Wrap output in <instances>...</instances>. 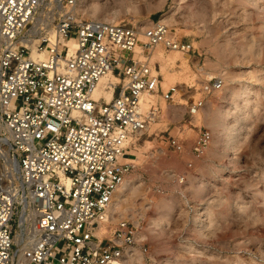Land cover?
Here are the masks:
<instances>
[{
    "label": "built area",
    "instance_id": "1",
    "mask_svg": "<svg viewBox=\"0 0 264 264\" xmlns=\"http://www.w3.org/2000/svg\"><path fill=\"white\" fill-rule=\"evenodd\" d=\"M78 1L0 0V140L16 177L0 180V264H114L138 244L137 228L126 219L110 238L97 235L113 222L114 194L134 168L130 145L155 111H144L142 96L158 92L159 77L149 55L137 50L193 46L162 21L139 30L84 19ZM34 51H45L46 59H33ZM108 73L117 78L113 97L95 99ZM221 87L210 80L203 91ZM210 140L206 130L198 143ZM181 142L168 140L177 151Z\"/></svg>",
    "mask_w": 264,
    "mask_h": 264
},
{
    "label": "rangeland",
    "instance_id": "2",
    "mask_svg": "<svg viewBox=\"0 0 264 264\" xmlns=\"http://www.w3.org/2000/svg\"><path fill=\"white\" fill-rule=\"evenodd\" d=\"M78 12L139 30L167 18L172 34L193 46L181 52L158 44L161 57L154 47L137 50L159 77L158 92L145 94L155 111L129 148L125 210L97 235L110 238L121 219L137 228L124 264H264V0H79ZM184 54L186 64L169 60ZM216 79L221 89L205 93L203 85ZM206 130L211 140L202 146ZM14 174L0 140L2 185Z\"/></svg>",
    "mask_w": 264,
    "mask_h": 264
},
{
    "label": "bare ground",
    "instance_id": "3",
    "mask_svg": "<svg viewBox=\"0 0 264 264\" xmlns=\"http://www.w3.org/2000/svg\"><path fill=\"white\" fill-rule=\"evenodd\" d=\"M96 9V8H95ZM94 9V10H95ZM99 9V8H98ZM97 9V10H98ZM95 12V11H93ZM165 20H163L164 22ZM166 22L168 23V20L166 18ZM165 22V23H166ZM166 23V24H167ZM143 29H145V27H143ZM142 29V30H143ZM73 43V42H71ZM153 54L154 56H158V57H161L162 56V48L159 46V45H155L154 48H153ZM175 54V53H174ZM32 57L33 59H36V60H45L46 57H47V53L45 51H42V52H37V51H34L33 54H32ZM179 58L181 60V62L183 64H186L188 61L187 58H189V55L188 54H184V55H172V57L169 58V60H172L173 62L176 61V59ZM167 60V59H166ZM164 65V64H163ZM162 65V66H163ZM163 69H164V66H163ZM166 71V70H164ZM163 73V72H162ZM165 73V72H164ZM186 74V73H185ZM116 76L112 73H108L106 75H104L100 82H99V85L98 87L96 88V90L94 91L93 93V97L95 99H99L101 96H105L107 98V100H111L112 97H113V90L111 88H113V84L116 82ZM166 79V78H165ZM169 79V78H168ZM167 82V81H166ZM166 84H169V83H166ZM171 86V85H170ZM165 88V87H164ZM241 93V92H240ZM145 95V94H144ZM143 95V96H144ZM240 95V94H239ZM157 100V99H156ZM153 103V95H145L143 98H142V107L144 109V111H148L149 110V105L150 103ZM151 103V104H152ZM154 105V103H153ZM227 113V112H226ZM228 115V114H227ZM0 127H1V121H0ZM227 127V125H226ZM232 128V127H231ZM232 130V129H230ZM228 132V131H227ZM229 133V132H228ZM2 142V141H1ZM125 183V182H124ZM122 184L118 190L115 192L114 194V197H113V201L111 203V206H110V213L115 216V213H119V212H124V206H123V202L121 200V197H124V195L127 194V190L130 189L128 184L125 183V184ZM123 199V198H122ZM117 200V202H116ZM26 205V204H25ZM200 209V208H199ZM25 211H26V207L23 208V211H22V215H21V219H22V222H24V219H25ZM200 212L199 215H203V212L201 211H198ZM197 212V213H198ZM204 216V215H203ZM115 218V217H114ZM203 218V217H202ZM199 220V219H197ZM202 221V220H201ZM22 239H23V232L22 231H18V234L16 236V240L18 241L19 244L22 243ZM22 245V244H21ZM26 245V244H25ZM114 264H124L122 261H116Z\"/></svg>",
    "mask_w": 264,
    "mask_h": 264
}]
</instances>
